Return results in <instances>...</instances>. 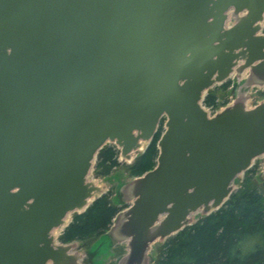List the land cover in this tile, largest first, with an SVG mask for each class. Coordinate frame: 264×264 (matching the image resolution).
<instances>
[{"label":"water","instance_id":"95a60500","mask_svg":"<svg viewBox=\"0 0 264 264\" xmlns=\"http://www.w3.org/2000/svg\"><path fill=\"white\" fill-rule=\"evenodd\" d=\"M246 72L264 86V0H0V264H89L56 231L106 193L99 150L131 161L162 120L109 230L120 264L221 208L264 159V100H203Z\"/></svg>","mask_w":264,"mask_h":264},{"label":"trees","instance_id":"16d2710c","mask_svg":"<svg viewBox=\"0 0 264 264\" xmlns=\"http://www.w3.org/2000/svg\"><path fill=\"white\" fill-rule=\"evenodd\" d=\"M231 84L229 79L221 85L227 89ZM203 104L215 111L227 102H220L215 90H208ZM163 125L164 120L152 142L130 165L133 177L156 166ZM119 157L116 145H104L98 152L94 175H111L121 164ZM256 174L257 166L247 170L244 184L235 188L221 208L163 241L154 264H264V193L251 184ZM124 207L112 203L110 193H104L85 212L74 214L60 241L70 243L104 236Z\"/></svg>","mask_w":264,"mask_h":264},{"label":"rangeland","instance_id":"374dc122","mask_svg":"<svg viewBox=\"0 0 264 264\" xmlns=\"http://www.w3.org/2000/svg\"><path fill=\"white\" fill-rule=\"evenodd\" d=\"M249 72H246L242 78H238L236 74L231 77V86L227 89L223 88L222 85H217L209 90H215L220 102H227L231 104L235 100L244 99L248 107H253L264 100V86L258 85L255 82H249ZM217 87V88H216ZM227 104L222 105L217 110L222 109ZM209 109V108H208ZM211 110V109H209ZM213 113V112H211ZM113 144V143H108ZM140 154V152L135 153V158ZM135 159L131 161L121 160L119 167L114 169L111 175L105 177H97L94 175V171L91 173V177L96 179L98 184L104 187L106 193H110L111 201L114 204L123 206L124 199L122 194V188L125 184L132 182L136 177H133L130 172V165ZM254 166H257V174L252 178L251 184L253 186L259 187L264 193V159L259 157L254 161ZM245 173L240 174L234 180V186L236 188L244 184ZM74 214L70 215V219L73 218ZM203 214L198 212L192 215V221L196 222ZM163 241L158 240L152 245L150 251V263L154 264L158 250L161 247ZM78 247V253L81 256L87 255L89 258V264H120V260L123 258L122 245L117 249L115 244H111L106 235L98 239H88L83 241H77L75 243ZM118 247V246H117Z\"/></svg>","mask_w":264,"mask_h":264},{"label":"flooded vegetation","instance_id":"af4514ba","mask_svg":"<svg viewBox=\"0 0 264 264\" xmlns=\"http://www.w3.org/2000/svg\"><path fill=\"white\" fill-rule=\"evenodd\" d=\"M126 205H127V204H126ZM101 237H102V236H101ZM106 237L108 238L109 236L106 235ZM59 240H60V239H59ZM108 240L111 242V244H115V243H113V241H111L112 239L108 238ZM75 242H77V241H75ZM115 245H116L115 247H116L117 249H119V246H120V245H122V247L124 246V248H123V252H122V255H123V256L127 253V251H128V248H127L128 245H127V243H125V242L122 243V244H118V243H117V244H115ZM117 246H118V247H117ZM78 249H79L78 247H75V251H76V252H78Z\"/></svg>","mask_w":264,"mask_h":264},{"label":"crops","instance_id":"0c3cea01","mask_svg":"<svg viewBox=\"0 0 264 264\" xmlns=\"http://www.w3.org/2000/svg\"><path fill=\"white\" fill-rule=\"evenodd\" d=\"M110 237V236H109ZM118 244H122L123 242H117ZM116 242H115V244H117Z\"/></svg>","mask_w":264,"mask_h":264}]
</instances>
